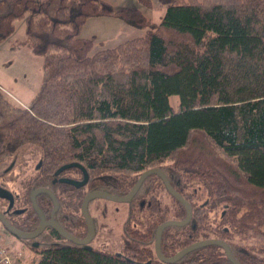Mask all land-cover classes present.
I'll list each match as a JSON object with an SVG mask.
<instances>
[{"label": "trees", "instance_id": "obj_1", "mask_svg": "<svg viewBox=\"0 0 264 264\" xmlns=\"http://www.w3.org/2000/svg\"><path fill=\"white\" fill-rule=\"evenodd\" d=\"M139 1L154 8V0ZM97 18L148 32L92 53L94 40L81 34ZM18 21L26 26L22 40L14 39ZM5 41L43 57V83L27 107L0 90V166L25 148L41 154L36 175L23 183L25 196L7 189L25 207L26 231L40 223L34 190H50L59 202L55 220L84 239L87 194L126 196L145 171L160 169L193 208L187 226L164 230L165 257L217 239L240 264H264V0H172L160 23L105 0H0ZM195 133L213 153H183ZM65 165L73 166L56 175ZM83 176L82 187L63 182ZM192 184L204 189L203 202ZM161 188L167 191L149 176L129 203L123 252L75 245L48 229L37 239L18 238L34 252L27 264H165L155 251L157 227L185 219L186 208L170 195L177 210L169 217L155 199ZM36 200L50 217L51 195ZM4 216L25 229L20 218ZM173 264L233 263L212 245Z\"/></svg>", "mask_w": 264, "mask_h": 264}, {"label": "rangeland", "instance_id": "obj_2", "mask_svg": "<svg viewBox=\"0 0 264 264\" xmlns=\"http://www.w3.org/2000/svg\"><path fill=\"white\" fill-rule=\"evenodd\" d=\"M115 9L121 8H137L142 9L144 14L151 19L153 23H160L165 14L167 6L172 0L154 1V8L148 7L139 0H105ZM148 29H138L117 18H97L88 21L82 30V36L94 40L95 53L103 48L114 47L126 40L143 36L147 34ZM26 36V26L24 21H18L14 39H24ZM100 44H104L102 47ZM43 83V57L34 53L26 46L12 48L9 41L0 44V90L14 104L27 107L39 93ZM179 98L171 97L170 101L174 107L177 106ZM208 141L201 135L195 133L191 138L189 145L184 152L188 153L205 149L206 152L213 153ZM41 154L38 151L23 150L20 159H17L15 166L3 164L0 166V185H4L6 189L19 198L25 196L26 191L24 182L29 181L36 175L35 166L40 160ZM11 166V168H10ZM22 166V167H21ZM10 168L8 173H5ZM13 168V169H12ZM12 169V170H11ZM193 190L198 192L195 201L203 202L206 199L204 189L198 185H193ZM161 188L155 193L159 203L164 208L169 217H173L177 207L170 193ZM20 202V201H19ZM206 202V201H204ZM5 204V202H3ZM19 205V204H18ZM22 205V204H21ZM27 205V204H26ZM92 218L96 221L95 237L90 246L94 249H101L109 252H123L125 249V228L129 218V203H115L97 199L90 205ZM210 216H216L211 211ZM84 219V218H83ZM136 227V226H135ZM10 256L11 264H27L28 259L32 258L34 252L28 247V243H23L18 238L8 233L0 222V259ZM4 256V257H3ZM18 259L23 260L22 263Z\"/></svg>", "mask_w": 264, "mask_h": 264}, {"label": "water", "instance_id": "obj_3", "mask_svg": "<svg viewBox=\"0 0 264 264\" xmlns=\"http://www.w3.org/2000/svg\"><path fill=\"white\" fill-rule=\"evenodd\" d=\"M72 166L73 165L63 166L62 168H60L57 171L56 175H59L64 170H67V169L71 168ZM152 175L158 176L162 180L164 186L166 187V189L170 193V195L172 197H174L176 200H178L186 208L185 219H183L181 221L168 220V221L161 223L157 227L156 235H155V238H156V240H155V251H156V255H157L159 261H161L165 264H173V263L179 261L180 259H182L183 257H185L186 255L194 252L195 250H198V249H201V248H204L207 246L217 245V246H220L222 249H224L227 258L233 264H240L235 259L234 255L232 254L230 247L225 242L217 240V239H207V240H203V241L193 243L192 245H189L186 248L182 249L181 251L177 252L172 257H165L163 255V253H162V235H163L164 230L166 228H169V227H185V226H187L192 220L193 208H192V205L174 189V187L170 184L167 176L160 169H149V170L145 171L139 177L138 181L136 182V184L134 185L132 190L126 196H117V195H113V194L102 192V191H96V192H91V193L87 194L83 200L82 207H81V212H82L83 218L86 221L87 232H88L87 237L84 239H78V238L72 236L67 231H65L60 226V224L55 220V212L59 208V202H58L57 198L55 197V195L50 190L44 189V188L34 190L31 193L32 206H33L35 212L37 213V215L39 216V219H40V223L34 231L24 232V231H21V230L15 228L14 226H12L8 222V220L5 218V216L3 215V213L1 211H0V222L2 223V225L4 226L6 231H8L12 235H14L16 238H19L22 240L36 239L49 227V228L53 229L56 233H58L65 240H67V241H69L75 245L85 246L87 248H90V244L94 240V237H95L94 220H93V218L89 212L90 202L97 200V199H103V200H107V201H111V202H115V203H130L132 201V199L136 196V194L138 193L140 188L142 187L145 180L149 176H152ZM63 182L70 183V184L75 185L77 187H82L86 184L87 179H85L83 181L64 179ZM6 191L9 195H11L10 191H8V190H6ZM42 192L48 193L49 195H51V197L53 199V206L54 207H53V211H52L49 218H47L41 212V210L37 204L36 197L38 194H40ZM6 198L10 200L9 209H11L13 206V196L11 195V197L8 196ZM35 246L37 247L38 243H36Z\"/></svg>", "mask_w": 264, "mask_h": 264}, {"label": "flooded vegetation", "instance_id": "obj_4", "mask_svg": "<svg viewBox=\"0 0 264 264\" xmlns=\"http://www.w3.org/2000/svg\"><path fill=\"white\" fill-rule=\"evenodd\" d=\"M15 163H16V161H13V162H11V166H15ZM11 166H10V168H11ZM10 168L9 169H7L6 171H4L5 173H8L9 171H10ZM13 169V168H12ZM11 169V170H12ZM79 177V176H78ZM83 180H85V177L83 176L82 177V179L80 178V179H78L77 181H83ZM75 186V185H74ZM7 189H6V187L4 186V185H0V211L3 213V215H6V216H8V217H11V218H15V217H18V218H20V220H18V222L19 223H21V227L23 228H25L23 231L24 232H32V231H26V227H25V225H24V223H25V220L23 219L24 218V214H25V212L23 211L24 209H25V207H20V206H18L17 205V202H18V200L16 199V196L14 197V199H13V206H12V208L11 209H9V206H10V200L9 199H7L6 197H8V196H10L11 197V195H9L8 193H7V191H6ZM95 201V200H94ZM94 201H91L90 202V204L92 203V202H94ZM3 202H5V204H3ZM89 204V205H90ZM89 212H90V214H91V211H90V207H89ZM47 218H49V217H47ZM93 220H94V226H96V221H95V219L93 218ZM16 221V220H15ZM85 221V220H84ZM58 222V221H57ZM85 223H86V221H85ZM19 226V225H18ZM4 227V226H3ZM67 227H69V226H67ZM70 228V227H69ZM5 229V228H4ZM48 229H51V228H47L46 230H48ZM74 229H76V228H74ZM6 230V229H5ZM65 230V229H64ZM86 230H87V224H86ZM34 231V230H33ZM50 231V230H49ZM66 231V230H65ZM8 232V231H7ZM45 232V231H44ZM43 232V233H44ZM9 233V232H8ZM69 234H70V231L68 232ZM88 233V232H87ZM40 237V236H39ZM86 237H87V235H86ZM85 237V238H86ZM37 239V238H36Z\"/></svg>", "mask_w": 264, "mask_h": 264}, {"label": "built area", "instance_id": "obj_5", "mask_svg": "<svg viewBox=\"0 0 264 264\" xmlns=\"http://www.w3.org/2000/svg\"><path fill=\"white\" fill-rule=\"evenodd\" d=\"M3 254H5V252ZM6 256L7 257L5 259H2V260L0 259V264H11V258H10V256H8V255H6Z\"/></svg>", "mask_w": 264, "mask_h": 264}, {"label": "crops", "instance_id": "obj_6", "mask_svg": "<svg viewBox=\"0 0 264 264\" xmlns=\"http://www.w3.org/2000/svg\"><path fill=\"white\" fill-rule=\"evenodd\" d=\"M154 1H156V0H154ZM157 1H159V0H157ZM164 1H167V2H169L168 0H164Z\"/></svg>", "mask_w": 264, "mask_h": 264}]
</instances>
